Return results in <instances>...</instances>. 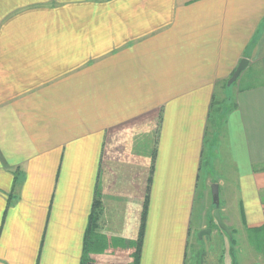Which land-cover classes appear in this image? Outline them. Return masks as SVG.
I'll use <instances>...</instances> for the list:
<instances>
[{
  "label": "crops",
  "instance_id": "obj_1",
  "mask_svg": "<svg viewBox=\"0 0 264 264\" xmlns=\"http://www.w3.org/2000/svg\"><path fill=\"white\" fill-rule=\"evenodd\" d=\"M147 196L139 264H264V0H0V264H134Z\"/></svg>",
  "mask_w": 264,
  "mask_h": 264
},
{
  "label": "rangeland",
  "instance_id": "obj_2",
  "mask_svg": "<svg viewBox=\"0 0 264 264\" xmlns=\"http://www.w3.org/2000/svg\"><path fill=\"white\" fill-rule=\"evenodd\" d=\"M244 80H248L246 78H243ZM245 85L246 81L243 82V80H239L237 82V85L241 84ZM249 82V81H247ZM237 88H229L227 89V96L228 98L230 97V99L228 101H226V103H224L225 101L223 100V97L221 96L220 91L217 93L216 95V105H215V109H214V113H213V121H214V126L217 122L218 116L220 115V109L223 108V104L229 108V106H231V104L234 101V97H235V92H236ZM226 92V91H225ZM213 141L210 140V143H208V147H207V154L205 157V163L203 166V173L207 170V168L209 167V159H213V145H212ZM212 164H215L214 161H211ZM208 163V164H207ZM193 242H194V246L198 245V249L194 251V264H204L205 261V257H206V263L205 264H231L232 263V258L231 256H229V252L228 249L225 250L224 248V244L220 241V239L216 238V237H210V236H204L203 239H199L198 236L193 235ZM260 247V249L264 250V247L262 245V243H259L258 245ZM194 250V247L192 248V251ZM264 254V253H263ZM212 255V257H211ZM219 261V262H218ZM252 264H263L261 261H259L258 263H252Z\"/></svg>",
  "mask_w": 264,
  "mask_h": 264
},
{
  "label": "trees",
  "instance_id": "obj_3",
  "mask_svg": "<svg viewBox=\"0 0 264 264\" xmlns=\"http://www.w3.org/2000/svg\"><path fill=\"white\" fill-rule=\"evenodd\" d=\"M150 181V178H149ZM148 210V196L144 202V208L142 211V218H141V225H140V232H139V239L137 242V248L135 253L134 264H139L140 262V254H141V247H142V240L144 236V228H145V221H146V213ZM101 216V207L100 203L96 202L93 207V211L90 216V224L88 227V240L93 237L94 232L97 229V222L99 221ZM89 243L86 245L85 253H84V261L87 258L88 254L91 252V247L88 246Z\"/></svg>",
  "mask_w": 264,
  "mask_h": 264
},
{
  "label": "water",
  "instance_id": "obj_4",
  "mask_svg": "<svg viewBox=\"0 0 264 264\" xmlns=\"http://www.w3.org/2000/svg\"><path fill=\"white\" fill-rule=\"evenodd\" d=\"M248 65L247 60H242L240 65L238 66L237 70L233 74L232 78L228 82V86H231L234 84L238 78L241 76L242 72L246 69ZM212 196H213V203L215 205V212H214V218L220 227V229L225 232L229 237H231V231L229 228L224 224L221 214H220V197H219V186L217 184H214L212 186ZM210 231L203 232V234H209Z\"/></svg>",
  "mask_w": 264,
  "mask_h": 264
}]
</instances>
